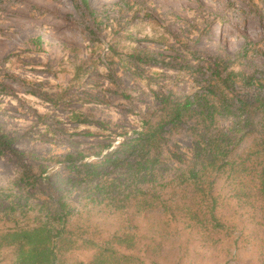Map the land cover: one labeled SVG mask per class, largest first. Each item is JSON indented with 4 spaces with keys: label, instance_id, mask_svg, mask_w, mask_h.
Segmentation results:
<instances>
[{
    "label": "rangeland",
    "instance_id": "374dc122",
    "mask_svg": "<svg viewBox=\"0 0 264 264\" xmlns=\"http://www.w3.org/2000/svg\"><path fill=\"white\" fill-rule=\"evenodd\" d=\"M217 56L264 78V0H0V136L11 137L0 143V188L8 196L0 201L5 206L25 193L14 205L23 225L39 216L26 215V200L55 210L65 202L69 229L101 240L136 234L139 243L127 249L144 264H264L262 203L239 201L224 178L215 192L222 220L235 228L228 232L191 229L158 210L138 213L126 197L137 184L127 176L130 148L118 146L134 142L170 106L213 100ZM236 85L239 97L264 90ZM214 116L215 131L241 135L238 118ZM194 124L182 117L164 128L160 173L149 187L166 197L181 191L195 162ZM109 157L122 163H97L98 178L90 164ZM26 167L41 174L31 191L16 182ZM2 209L1 264L18 256L14 238L5 236L12 214ZM61 252L63 264H77L93 250L77 244Z\"/></svg>",
    "mask_w": 264,
    "mask_h": 264
},
{
    "label": "trees",
    "instance_id": "16d2710c",
    "mask_svg": "<svg viewBox=\"0 0 264 264\" xmlns=\"http://www.w3.org/2000/svg\"><path fill=\"white\" fill-rule=\"evenodd\" d=\"M217 59L215 65L220 69L212 74L210 84L218 91L213 89L215 98L210 99L212 102L207 99L204 101L203 98V102H195V105L187 101L183 105L171 107L166 99L162 100L165 107L170 106L171 113L168 112L160 121L149 122L134 142L125 141L117 148V151L130 148L125 160L129 168L127 176L132 179L133 184H137V187L126 197L134 198L136 212L162 211L177 218L176 222L183 219L189 228H200L206 232H228L235 229L234 225L222 220L219 214L222 203L219 202L215 191L221 178L234 187L233 196L239 201H248L254 205L262 203L259 212L262 211L264 215V90L255 98L234 95L238 82L245 86L258 84L264 89V78L236 70L234 68L236 61L230 58L217 56ZM216 112L225 117L238 118L237 124L242 131L241 135L234 130L230 133L222 129L215 131ZM182 117L191 118L195 122L194 126H191L194 129L192 153L195 162L187 169L184 174L186 177H182L180 181L184 184L181 187L183 194L177 200L175 197L181 191H173L171 196L169 194L166 197L164 189L156 191L149 185L157 183L160 173L157 164L162 155L164 128L171 121L175 123L182 120ZM3 138L10 140L11 137L5 133L1 134L0 143ZM247 139H251V144L247 148H242ZM120 160V157H115L114 160L109 157L108 160L97 161L90 166L94 167L92 172L101 178L100 171L96 169L97 163L117 162L116 165H119L122 163ZM176 160L181 161L179 157H176ZM38 176L41 174L38 175L26 167L18 175L16 182L19 183V188L31 191L39 186ZM174 182L175 179L171 181ZM3 190L0 188V199H8V196L1 194ZM17 196L18 201L8 200V205L5 206V201H0V213L3 211L2 208H8L12 214L14 226L7 227L8 232L5 236L14 238L10 244L12 250L18 254L15 261L3 264H63L61 260L64 261L65 255L61 251L70 250L77 244L93 250L91 258L79 260L77 264H144L145 258L141 254L127 249L134 248L139 243L135 239L136 234L116 232L108 239L101 240L69 229L68 219L62 213L68 208L65 202H60L61 209L55 210L44 202L38 204L35 199L26 200L28 204L26 215L30 210H36L39 216L34 223L26 225L18 223L15 219L19 209L14 205L27 196L25 193ZM126 205L125 203L124 207ZM41 216L44 218H40ZM129 222L131 223L132 219H129Z\"/></svg>",
    "mask_w": 264,
    "mask_h": 264
}]
</instances>
